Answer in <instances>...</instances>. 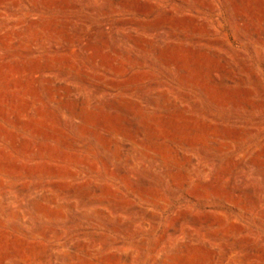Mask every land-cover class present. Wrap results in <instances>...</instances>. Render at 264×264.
<instances>
[{
  "label": "rangeland",
  "instance_id": "rangeland-1",
  "mask_svg": "<svg viewBox=\"0 0 264 264\" xmlns=\"http://www.w3.org/2000/svg\"><path fill=\"white\" fill-rule=\"evenodd\" d=\"M0 264H264V0H0Z\"/></svg>",
  "mask_w": 264,
  "mask_h": 264
},
{
  "label": "bare ground",
  "instance_id": "bare-ground-1",
  "mask_svg": "<svg viewBox=\"0 0 264 264\" xmlns=\"http://www.w3.org/2000/svg\"><path fill=\"white\" fill-rule=\"evenodd\" d=\"M5 212H6V211H5ZM6 214H7V213H6ZM6 214H5V215H6ZM7 215H8V214H7ZM7 215H6V217H7ZM10 218H11V217H10Z\"/></svg>",
  "mask_w": 264,
  "mask_h": 264
}]
</instances>
